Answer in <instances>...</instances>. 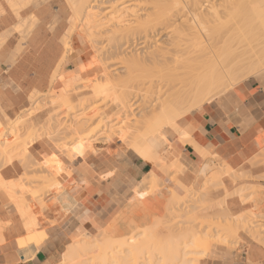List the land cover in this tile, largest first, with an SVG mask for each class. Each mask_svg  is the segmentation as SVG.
Here are the masks:
<instances>
[{
	"label": "crops",
	"instance_id": "crops-1",
	"mask_svg": "<svg viewBox=\"0 0 264 264\" xmlns=\"http://www.w3.org/2000/svg\"><path fill=\"white\" fill-rule=\"evenodd\" d=\"M64 50L71 54L62 61ZM83 57L59 0H0V135L50 87L71 85L81 75ZM177 121L176 129L147 139L157 164L114 145L96 146L79 161L65 160L67 173L57 178L63 189L58 197L68 193L74 202L69 209L64 201L56 211L30 207L34 218L25 223L0 190V221L5 224L0 264H61L66 247L101 231L145 178L153 175L173 193H183L203 181L199 170L206 162L223 169L217 196L225 198L231 217L264 207V71L185 115L179 132L174 131ZM28 152L41 163L56 157V149L43 140L32 143ZM22 171L12 161L0 169V183L16 181ZM246 188L258 190L254 202L239 197ZM237 238L235 250L212 245L200 264H264L261 244L241 231Z\"/></svg>",
	"mask_w": 264,
	"mask_h": 264
},
{
	"label": "bare ground",
	"instance_id": "bare-ground-1",
	"mask_svg": "<svg viewBox=\"0 0 264 264\" xmlns=\"http://www.w3.org/2000/svg\"><path fill=\"white\" fill-rule=\"evenodd\" d=\"M68 1L71 3L73 11L78 17L77 19L80 26L87 32L86 34L92 42L96 41L97 38L101 36L106 37V40L109 42L117 40L116 45L114 46L116 51L119 50L122 45H125L128 48L139 46L142 49L144 47H149V45L152 44L151 40L153 37V31L149 29L151 26L150 18L153 14L152 12L140 14L139 12L135 11L129 12L127 8H120L121 6L113 7V4H111V2H113L114 0ZM116 1L120 3L122 0ZM148 1H150L152 4H159L167 0ZM172 2L173 1H171V3ZM82 3L88 4V10L80 12L79 5ZM107 4H110V9H114L110 13L111 15L109 17L105 16V18L102 20H96V17L99 16L98 11H101L102 9L100 5ZM182 12L181 14L177 13L169 17L164 25V30H167L172 26H169V22L174 23L178 16L180 17L181 15L188 18L186 22H183V25L177 27V33L174 39H171L169 40V42L165 43L166 46L162 45L156 47V51H154L152 54L150 53V55H148L147 57L143 56V58H140V61L142 60V62L149 61L155 69L159 68L160 70L158 69L159 71L157 73L160 72L159 74H162L164 72V75L162 74L164 77L158 74V78H160L157 81V84L158 82L160 83L156 86L155 94H158V97L162 93H166L167 95L165 99L153 105L155 108H153V111L151 113L148 112V114L140 115V121L138 122L142 125L144 130L143 132L140 131V134H135L134 132L129 133L128 131V136L130 134V142L128 144L130 148L133 149V151H136L146 161L156 164L158 163L157 155L147 143L148 137L155 135L157 132L161 131L164 128L176 129V120L180 118L186 111H188V109L199 106L201 103H203V101L205 102V100L210 101L211 99L207 97L209 96L210 92L218 86L223 85L224 87L229 88L234 85L236 81L264 70V0H204L203 2L195 3L191 6H188L187 8L185 7V9H182ZM121 39H124L123 44H119V42H121ZM134 59L135 58L128 59L127 61H139V59ZM165 73L166 75L167 73L171 74L172 77L177 79L176 81H178V83H175V80L174 83L176 85L172 82L171 84L167 83L168 79L166 80ZM114 79L116 80H113L112 77L106 75L103 82H94L89 87V89L90 95L92 96H98L111 89L115 90L116 95L113 99V103H119L123 110L115 118V120H118L121 117H126L129 112L132 113L131 111L133 110V102L131 103L129 99L133 98H129L131 90H128L125 86V88L121 89L120 91L116 89L117 85L120 83V76H116ZM164 80H166V84L163 82ZM177 84L178 87H176ZM144 85L145 84H143V87ZM147 89H149V87H146L139 91H143V95L147 97V94L149 92ZM51 91L52 90H50V92ZM52 93H54L52 99L48 98L49 100L44 103L43 100H41V104H39L40 106L37 107L34 105L35 108L30 113L26 112L24 116L27 117L24 119L21 118V120H31L32 117H38V114L41 115V113L46 109L61 108L60 110H71L72 97L66 89L53 91ZM138 94L136 92L135 95H132L134 98H136ZM145 98L143 102L144 104ZM186 100L192 101L190 107L188 106V108H186L187 106L183 105V102H185ZM82 107L84 111H86V107ZM46 118V121L42 123L41 127V129H43L44 131H41V129H39L41 131V134L48 135L57 147H61L62 149V147L64 146L63 150L66 147L65 144H68V142H72L71 137L76 138V133L80 132L77 123L75 124V127L73 126V128H69L70 132H65L62 137L60 136V140H54L53 136H59L57 133V131H59L58 128L60 127H58L59 120L55 115H49ZM77 118L79 121L88 119L86 118L84 113L78 115ZM19 119L20 118L18 116L14 121L15 124L10 127V132L8 131V134L6 133L4 137L16 135L19 133V131H21L20 125L18 124L19 122L16 123V121H18ZM90 119H93V117H91ZM21 120L19 121L22 122ZM99 121L101 122H99L101 124L100 128L99 126H97L99 123L96 122L98 123L96 127L94 126V128L89 129V132L97 130L98 128L103 129L107 127L109 123H111L107 121L105 122L103 120ZM126 124L124 123L125 126L123 130L125 128L127 130L128 124ZM118 127L120 128L121 126ZM60 128L62 129V127ZM74 128H76L77 130ZM71 129L73 130V133ZM74 131L78 132L74 133ZM102 131H104V129ZM100 136H102V134ZM70 151H72V149H70L69 152L67 151V153L65 154L67 157H69L68 153H71ZM27 158L30 164H36L30 156H28ZM53 160L57 161V159L55 158ZM57 163L51 164L48 167L50 168L49 170H44L42 172L40 171L41 175L39 176V179L43 183L49 184V182H54L53 180L55 178V175L52 168L56 167ZM21 166L24 170L23 173H31L29 170L26 171L27 166H25L23 163H21ZM219 168L220 166L215 167L213 164L211 165L210 162H206L204 164V166L199 170V175L204 178L202 187L205 183L211 186V188L217 187L219 189L220 187H222L220 178L224 172L223 169ZM226 172L228 171L226 170ZM56 175H58V173ZM144 180L147 183V189L143 192H140L141 188L139 190H134L135 196L132 200H130L129 204L131 208V213L129 211L131 216L129 215V218L132 217L131 219L135 220V222H137L138 219L135 218L134 213L138 211V209L142 205V203L139 202L140 198L145 196L146 192H149L148 195L150 197H154L164 191V187L162 188L161 186H159L161 182L155 176L150 175L149 177H147V181L146 179ZM194 185L190 188H186L185 194L183 196L174 194L170 189L166 190L165 192L167 193L161 195L162 199L156 200V202L151 205L153 207H157V216L161 217L164 213V210H166L170 206L182 208L192 198L197 196L198 192H200V187L199 189H195ZM158 187H160L161 189ZM3 188L6 189L5 185H3ZM249 190L250 189L248 188L241 189L238 192L239 197L242 200H245V196L249 195ZM64 193H66L65 195L67 196L68 193L66 191ZM11 197L14 199L13 195H11ZM120 220L122 219L120 218ZM194 221L195 218L193 216V213L192 215L189 213L188 216L184 218V223L190 224L189 226L185 227V231H182L184 230V228H180L178 230H173L166 236L158 235L155 232L146 230L143 232L140 230V234L139 229L135 227L129 233H139L140 235H137L141 236V238L135 235L134 237L132 236L133 238H130L129 236L128 239L122 241L114 239V241L116 240L117 242L112 241V239L115 237L113 234L112 236L111 233L117 232L118 230L115 227H113L115 229L111 230L110 227V229H107L106 234H99L98 236L86 235V237L84 236L80 239L78 238V240L73 241V243L69 244L67 250L65 249L66 252H64L62 255L61 263L190 264L197 261L198 258H189L188 255L203 254L204 252H207V250L211 249L212 243L218 244L224 241L226 242V240H229L227 237L236 238L237 233L240 230L246 232V235L248 234L255 240H261V238L264 236L263 234L262 236L256 235V233L250 227L251 224L249 225V214L229 220L228 218L226 220H217L216 222L214 220H209L211 223H206V225L204 223L195 224ZM209 221L207 220V222ZM213 221L214 223H212ZM214 229V233H216V236L209 237L208 232ZM104 231L105 230H103V232ZM219 232L222 233L221 236H219ZM136 236L140 239L136 240ZM210 238L213 240H209ZM198 248H204L199 249L200 252H203L204 250L205 251L203 253H196L198 251ZM149 256L153 257L149 258ZM154 256H156V259L158 257L159 260L157 259V262ZM150 259H153L152 261L154 262H152Z\"/></svg>",
	"mask_w": 264,
	"mask_h": 264
},
{
	"label": "rangeland",
	"instance_id": "rangeland-1",
	"mask_svg": "<svg viewBox=\"0 0 264 264\" xmlns=\"http://www.w3.org/2000/svg\"><path fill=\"white\" fill-rule=\"evenodd\" d=\"M171 1H173V2L171 3ZM203 1L204 0H167L163 3L152 4L148 0H124V2L122 0L120 3L117 2L116 0H114L113 2H111V4H113V7H116V6L120 7L121 6L120 8H122V7L127 8L129 12L135 11V12H139L140 14H146V12L147 13H151V12L153 13L151 18H150L151 19V23H150L151 26L149 28L150 30L153 31V37L151 40L152 44L149 45V47H144L142 49L139 46H135V47H133L134 48L133 49L132 47L128 48L127 46L122 45V47L116 51L114 46L116 45L117 40L109 42L106 40V37L101 36V37H98L96 41L92 42L90 40V38H88V36L86 34L87 32L85 30H83L82 27L80 26L79 21L77 19L78 17L76 15V13L73 11L71 3L68 0H59V7L62 9L64 16L69 17L70 24L73 25V28L75 29V34L79 38L80 43L82 44L83 56H84L81 60V62H82L81 63V65H82L81 75H79L76 78V80L71 85H69L68 87L59 88V90L66 89L67 92L72 97L73 101L71 100V110L70 111L60 110L61 108L46 109L45 111H43L41 113V115L38 114V117L37 116L32 117L31 120L30 119L25 120V121L21 120V118L24 119L27 117V116L26 117L24 116V114H26V112L30 113L35 108V106L39 107L40 106L39 104H41V102H40L41 100H43V103H44V102L48 101L50 98L52 99V96L54 95V93H52V92L58 91V90L54 89L53 87H50L48 91L43 93L27 109H24L20 112V114L18 116L20 118L19 120H21L22 122H20L19 120L16 121V123L19 122L18 124L20 125V128H21V131H19L18 134L11 135L8 137H4L6 135V133L10 130V127L15 124L14 121L18 117L17 116L15 119H13V121L10 124V126L8 127V129H6V131L0 135V169L4 166L8 165L12 161H16L20 166H21V163H23L25 166H27L26 171L29 170L31 172V173H26V172L23 173L24 170H23V167L21 166L23 171H22V174L19 176V178L16 181H12V182H8V183H2V182L0 183V190H2L5 193L10 205L13 206L19 212L21 220L23 222L31 223L32 219L34 218L33 212L30 210V207H33L35 209V211H37V212H43L46 210L56 211L57 208H59V201H64L63 204L65 205L66 209H69L70 207L73 206L74 202L68 194L66 196L65 195L66 193H64V195L61 198L58 197V196L62 195L63 189L60 187L59 183L57 182V178H58L60 173H62V172L67 173L66 168L63 165V162L65 160H69V161H73V162L79 161L81 156L86 151H94L96 146H102V145H106V146L107 145H114L123 151L128 150V151H132V152L138 154L136 151H133V149L130 148V146L128 144L130 142L129 141L130 140V134L128 136V131H129V133L134 132L135 134H140V131L143 132L144 129H143L142 125L138 122V121H140L139 120L140 115L141 114L142 115L148 114V112L151 113L153 111V108H155L153 105L156 104L157 102H160L163 99H165L166 95H167L166 93H162L158 97L157 96L158 94H155L156 93L155 92L156 86L160 83V82H158V84H157V81L160 78V77L158 78V76L162 75V74L164 75V72L163 73L161 72L162 74H159L160 72L157 73L160 70L159 68L155 69L154 66L149 61L148 62H145V61L142 62V60L140 61V58H143V56L147 57L148 55H150V53L152 54L154 51H156V49H157L156 47L162 46V45L164 46L165 43L169 42V40L174 39V37L177 33V31H176L177 27H180L181 25H183V22L184 21L186 22V20L188 19V18L180 15L181 18L178 16V18L176 19L177 22L176 21L174 23L169 22V26H171V25L172 26L169 27V29L164 30V27H165L164 25L167 22L166 20L169 17H171L172 15H175L177 13L181 14L182 9H185V7L187 8L188 6H191L195 3H200ZM109 6H110V4L100 5V7L102 9H101V11L100 10L98 11L99 16L96 17V20H102L105 18V16L109 17L111 15L110 13L114 9L113 8L110 9ZM79 8H80V12L88 10V4L82 3L79 5ZM120 41L121 42H119V44L124 43V39H121ZM64 52L65 53L63 55L62 61H65V59L69 56V54H71V50L68 53H66V50H64ZM130 56H132V57H130ZM168 56H169V54H168ZM132 58H135L134 60L139 59V61L138 62H136L134 60H132L134 62H128L127 61L128 59H132ZM140 62H142V63H140ZM260 72H262V71H260ZM260 72H257L254 75H256ZM106 75L112 77L113 80H116V79H114L116 76H120V83L116 87V89L118 91H120L121 89H124L125 87L128 90H131V92H130L131 94L129 95V98L132 97L133 99H129V100L131 103L133 102V110L131 111L132 113L129 112L126 117H121L118 120H115V118L123 110H122L121 106L119 105V103H113V99L115 98V95H116L115 90L111 89V90H109L103 94L98 95V96L90 95L89 87L94 82L95 83L103 82L105 80ZM254 75H251L249 77H245V78H242L241 80L236 81V83L229 88L224 87L223 85L218 86L217 87L218 89L215 88L216 90L215 89L212 90L209 94V96L210 95L211 96L210 97L208 96L207 98H210L211 100H213L216 97H218L221 94L228 91L229 89H231L232 87L236 86L237 84H239V83H241L247 79H250ZM165 76H166V80L168 79L167 83H170V84H171V82L173 84L178 83V81H176L177 79L172 77L171 74L167 73V75H166V73H165ZM163 79H165V78H163ZM161 80H162V78H161ZM166 80L163 81L165 84H166V82H165ZM174 80L176 81L175 83H174ZM143 84H145L144 87H143ZM146 87L147 88L149 87V89H147L149 91V92L147 91L148 92L147 97L145 95H143V91L142 92L139 91V90H142ZM176 87H178V84ZM51 89H52V91L50 92ZM222 90H224V91H222ZM136 92H137V94L138 93L139 94L136 98H134L133 95H135ZM162 92H164V91H162ZM144 98H145V104L143 103ZM210 101L205 100V102L203 101V103H201L199 106L192 107V109H188V111H186L182 116L184 117L185 115L195 111L200 106H202L203 104H206ZM191 102H192L191 100H186L185 102H183V105L187 106L186 108H188V106L190 107ZM82 106L86 107V109H85L86 111H84ZM41 110H43V109H41ZM82 112L84 113V115L88 119L84 120V121H79L77 116L83 114ZM39 115H40V117H39ZM49 115L57 116V119L59 120L58 127L59 126L62 127V129L60 127L58 128L59 131H57V133L59 136H56V137L53 136V139L57 140V141L60 140L59 137L60 136L62 137V135H64L65 132H70L69 128H73V126L75 127V124L78 123L77 126H79L80 132L76 131V132H78V133H76L74 131V133H76V135L75 134L74 135L77 136L78 138L77 137L76 138L71 137L73 139V140L71 139V141L72 142L74 141V142L73 143L68 142V144H65L66 147L64 150H63L64 146L62 147V149H61V147H57L56 144L53 143V141L51 140V138L48 135L41 134V131L43 130V129H41L42 123H44L46 121L45 119H47L46 117H48ZM130 115H132V116H130ZM60 116H62V117H60ZM91 117H93V119H90ZM182 118H180V119L178 118L179 119V120L177 119L178 121L176 120L177 121V130H174V131H176V132L180 131L178 128V124ZM99 120H103L105 122L107 121V122H111V123H109V125L107 127L103 128L104 131H102L103 129H99L101 126V124H100L101 122ZM96 122H98V123L100 122V123L98 124ZM93 123H95V124H93ZM124 123L128 124V125L126 124L128 126L127 130H126V128L123 130V128L125 126ZM134 124H136V125H134ZM96 125L99 126V128H98L99 130L97 129V130H94L92 132H89V129L94 128V126L96 127ZM118 126H121V127L119 128ZM137 126H138V128H137ZM134 128H135V130H134ZM39 129H41V131ZM74 129H76V128H74ZM166 129H170V128H164L162 130H166ZM71 131L73 133L72 129H71ZM159 132H157L156 134H158ZM101 134H102V136H100ZM149 138L150 137H148L147 139H149ZM38 140H43V141L50 143L56 149V157H50V158L46 157L43 159L42 163L34 159L37 163L35 165H33V164H30L27 160L28 156L32 157L28 152V147L32 143H34L35 141H38ZM127 144L129 147L127 146ZM68 148L72 149V151H73V152L70 151L71 153H68L69 157H67L65 155L67 153V151L69 152V150H70ZM54 158L57 159V161L53 160ZM56 163H57V166L52 168L53 173L55 175V178L53 180L54 182H51V183L49 182V184L43 183L39 179L40 178L39 176L41 175L40 171L42 172L44 170H49L50 168H48V167L51 164H56ZM55 173L56 174L58 173V175H56ZM145 179L147 181V178H145ZM142 182L138 185V187L135 188V190H139L141 188L140 192H143L144 190L147 189V186H146L147 183L145 182V180H143ZM39 183H41V184H39ZM202 183H203V181H201V182L197 181L195 183L194 188L199 189V187H200V192H198L197 196L192 198L186 205H184L182 208L170 206L166 210H164V213L161 217H158L157 211H156L157 207H153L151 205L154 204L156 202V200H161L162 199L161 195H164V193L166 194L167 192H165V191L169 189V188H167L166 185H164L163 183H160L161 185L159 184V186H161L162 188L164 187L163 188L164 191L162 189L163 192L159 193L158 195H156L154 197H150L148 195L149 192L148 193L146 192V195L140 198L141 201L139 200V202L142 203V205L138 209V211H136L134 213L135 218L138 219L137 222H135V220H132L131 219L132 217L129 218L131 216L130 215V213H131L130 209L131 208L129 205L130 204L129 200H130L132 195H133V197L131 198V200L135 196V193L133 194V192H134L133 191L129 200H128V203L121 210V212H119L117 215H115L111 219V221L101 231H98V232L94 233L93 235H87V236H98L99 234L103 235L104 233L106 234L107 229H110V227H111V230L115 229V228H117V230H118L117 232L111 233V235L113 234L115 237L113 239L111 238L112 241H114V239H116L118 241L119 240H121V241L126 240V239H128L129 236H130V238L132 236L134 237L135 235L139 234L141 231L143 232L145 230L150 231V232H155L158 235L166 236V235L170 234L173 230H178L180 228H184V230H182V231H185V227L189 226L190 224L184 223V218L186 216H188L189 213L191 215L193 213V216L195 218V221H194L195 224L204 223L206 225V223L207 224L211 223L209 220H214L216 222L217 220L218 221H220L222 219L226 220L227 218H228V220L233 219V218H237V217H231V215H229V213L225 210L224 201H223L225 198L217 196L219 190H221V189H218L217 187L211 188V186H209L206 183L202 187ZM3 185H5L6 189L3 188ZM158 188H160V187H158ZM184 194H185V189H184L183 193H177L176 195L183 196ZM255 194H256V190L249 192V195H250L249 199H251L253 196H255ZM11 195H13L14 199L11 197ZM249 199H245L242 201H246ZM254 199L255 198L253 197V201H251V202H254ZM129 211H130V213H129ZM246 214H249V220H250L249 225L251 224L250 227L253 229V231L256 233V235H258V236L259 235L262 236V234L264 235V207L254 206L253 210L249 211ZM246 214H244V215H246ZM254 215H256V216H254ZM241 216H243V215H241ZM241 216H238V217H241ZM120 218L122 220H120ZM207 220L209 222H207ZM214 221L212 223H214ZM113 227H115V228H113ZM135 227H137L139 229V233H136V234L131 233L130 234L129 232H131ZM4 229H5V224L0 221V243L3 241L2 235H3ZM103 230H105V231L103 232ZM214 231H215V229L210 230L209 232L207 231L208 236L209 237L216 236V233H214ZM240 231H238V233ZM241 232H244V231H241ZM220 233L221 232H219V236L222 235V233L221 234ZM238 233H237V235H238ZM244 233L246 234V232H244ZM139 235H137V236H139ZM84 236L86 237V234L80 236L79 239L81 237H84ZM137 236H136V240L141 238V236H139L140 238L139 237L137 238ZM249 237L251 239H253L251 236H249ZM227 238L229 240H226V242L224 241V242H221L218 244L212 243L211 245H215L213 247V249H215L219 246V247H223L227 250H235L236 244L239 242L237 236H236V238H230V237H227ZM76 240H78V239H76ZM209 240H213V239L210 238ZM253 240L255 242L261 244L264 247V236L261 238V240H257V239L256 240L253 239ZM68 246L66 247V250H67ZM199 249H204V248H198V251L196 253L202 252V251L200 252ZM66 250L64 252H66ZM212 250H211V252H212ZM209 251L210 250H207V252H204V253L202 252L203 254H199V255H188L189 258H198L197 261H195L194 263H190V264H200L203 259H205L209 256V254L211 253L210 252L208 254ZM150 257H153V256H149V258ZM154 257L156 259V256H154ZM157 259H158V257H157ZM157 259H156V262L159 260V259L158 260ZM150 260H147V261H150ZM152 262H154V261H152Z\"/></svg>",
	"mask_w": 264,
	"mask_h": 264
}]
</instances>
